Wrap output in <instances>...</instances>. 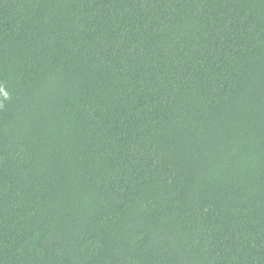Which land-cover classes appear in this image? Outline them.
I'll list each match as a JSON object with an SVG mask.
<instances>
[{"label": "trees", "instance_id": "obj_1", "mask_svg": "<svg viewBox=\"0 0 264 264\" xmlns=\"http://www.w3.org/2000/svg\"><path fill=\"white\" fill-rule=\"evenodd\" d=\"M0 264H264V0H0Z\"/></svg>", "mask_w": 264, "mask_h": 264}]
</instances>
